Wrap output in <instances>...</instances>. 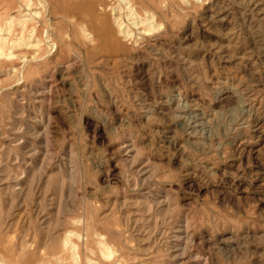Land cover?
Listing matches in <instances>:
<instances>
[{"label": "rangeland", "instance_id": "rangeland-1", "mask_svg": "<svg viewBox=\"0 0 264 264\" xmlns=\"http://www.w3.org/2000/svg\"><path fill=\"white\" fill-rule=\"evenodd\" d=\"M53 1L0 0V264H264V0Z\"/></svg>", "mask_w": 264, "mask_h": 264}, {"label": "bare ground", "instance_id": "bare-ground-1", "mask_svg": "<svg viewBox=\"0 0 264 264\" xmlns=\"http://www.w3.org/2000/svg\"><path fill=\"white\" fill-rule=\"evenodd\" d=\"M32 0H24V1H19V0H9V4H11L12 6H10V7H14V5L16 6V3H19L20 4V7L21 8H23V9H27V6L28 5H30V2H31ZM46 1V0H45ZM55 1V2H54ZM53 2L54 3H56V0H54ZM58 1V0H57ZM80 1V0H79ZM101 0H88V4H87V6L89 5V7L91 8V6H93L95 3L96 4H98V5H100L101 4V2H100ZM124 1V0H123ZM49 3V2H48ZM103 3V2H102ZM123 3V2H122ZM126 3L127 4H131V3H128V1L127 2H125V6H126ZM5 5V4H4ZM51 5V4H50ZM56 5V4H55ZM62 5H64V4H62ZM132 5V4H131ZM97 6V5H96ZM128 6V5H127ZM1 7V6H0ZM6 7V6H5ZM17 7V6H16ZM52 7V6H51ZM101 7V6H100ZM105 7V6H104ZM129 7V6H128ZM131 7V6H130ZM129 7V8H130ZM132 7H134V6H132ZM4 8V7H3ZM7 8V7H6ZM21 8H19V9H21ZM98 8V7H97ZM127 8V7H126ZM8 9V8H7ZM103 9H105V8H103ZM131 9H134V8H131ZM102 10V9H101ZM120 10V9H119ZM51 11L52 12H54V8L53 9H51ZM112 11H114V10H112ZM121 11V10H120ZM133 11V10H132ZM145 11V10H144ZM1 12V11H0ZM13 12V11H12ZM37 12V11H36ZM93 12H94V10H93ZM98 12V11H97ZM127 12H129L128 10H127ZM2 13V12H1ZM23 13V12H22ZM130 13H132L131 11H130ZM133 13H134V15L135 16H137V15H139V14H136V12H134L133 11ZM17 14V13H16ZM96 14V13H95ZM100 14V13H99ZM102 14H103V12H102ZM145 14V13H144ZM129 15V14H128ZM133 15V14H132ZM146 15V14H145ZM11 16V15H10ZM9 16V17H10ZM28 16V15H27ZM96 16V15H95ZM98 16V15H97ZM131 16V15H130ZM130 16H129V19H130ZM140 16V15H139ZM139 16H137V17H139ZM9 17H8V21H9ZM120 16H118V18H119ZM131 17H133V16H131ZM136 17V18H137ZM142 17V16H141ZM10 18H12V17H10ZM19 19H20V17H18ZM150 17H149V15H147L144 19L145 20H148ZM22 19V18H21ZM103 19V18H102ZM127 19V18H126ZM133 19V18H132ZM139 19V18H138ZM138 19H136L137 20V22L139 21ZM3 20V19H2ZM11 20V19H10ZM134 20V19H133ZM144 20V21H145ZM4 21H6V18H5V20ZM8 21H6L7 23H8ZM68 21V20H67ZM119 21H120V19H119ZM119 21H117V23H118V27H119V30H120V33H122L125 37H127V36H129L130 35V33H128L127 32V30L125 31L124 30V28H123V26H122V24L123 23H121V22H119ZM131 21V20H130ZM149 21H150V19H149ZM19 22V21H18ZM18 22H16L17 24H18ZM147 23H148V21H146ZM10 23V22H9ZM134 23V22H133ZM136 23V22H135ZM141 23H143V18L141 19ZM155 23V22H154ZM140 24V23H139ZM152 24V23H151ZM24 25H25V23H24ZM134 25V24H133ZM145 25V24H144ZM154 25V24H153ZM136 26V25H135ZM150 26V25H149ZM16 27V26H15ZM136 27H138V25L136 26ZM22 29H19V30H15L16 28H14V32H12L11 34H5V35H8V36H6V37H0V44H4V43H7L8 45H9V50H8V52L6 51V53L5 52H1V54H3V56L6 58V59H9V60H14V61H12V63L15 65V63H17L16 65H18L19 67H17V66H14L13 64H12V68L14 69V70H19L21 67L23 68V67H28V69H29V67H30V65H31V63L32 62H36L37 60H39V59H41L42 58V56H36L37 54L36 53H33V54H29V53H27L26 51H22V46H23V43L24 42H22V41H24V37H25V30H24V28H23V26L21 27ZM27 30V29H26ZM117 30H118V28H117ZM138 30V29H137ZM10 31H12V30H10ZM10 31H8V32H10ZM29 31V30H28ZM31 31V30H30ZM84 31V30H83ZM86 31V30H85ZM7 32V33H8ZM138 32V31H137ZM144 32V30L142 31V33ZM29 33V32H28ZM31 33V32H30ZM139 33V32H138ZM132 35V34H131ZM86 36H87V38L88 39H90V40H93L94 39V34H92L91 32H89V33H86ZM31 37V36H30ZM74 37L77 39V36H76V34H74ZM124 37V38H125ZM140 37V36H139ZM26 38V37H25ZM126 39V38H125ZM35 43V42H34ZM33 43V46L35 45L36 46V44H34ZM3 44H2V46H3ZM24 45H27V43L25 44L24 43ZM52 45V44H51ZM26 48V47H25ZM54 48V47H53ZM17 49V50H16ZM23 49H24V47H23ZM16 50V51H15ZM114 53V52H113ZM31 70V69H30ZM27 71V70H26ZM20 185V184H19ZM69 244V243H68ZM64 246V245H63ZM72 248V247H71ZM64 249H66V248H64ZM63 249V250H64ZM101 251V250H100ZM73 254V253H72ZM56 256V255H55ZM103 257V256H102ZM88 261V260H87ZM50 263V262H49Z\"/></svg>", "mask_w": 264, "mask_h": 264}]
</instances>
